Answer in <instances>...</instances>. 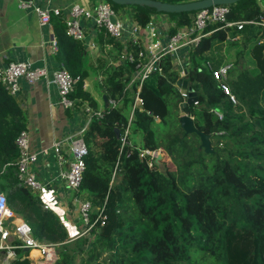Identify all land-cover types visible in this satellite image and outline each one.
<instances>
[{"label": "trees", "instance_id": "1", "mask_svg": "<svg viewBox=\"0 0 264 264\" xmlns=\"http://www.w3.org/2000/svg\"><path fill=\"white\" fill-rule=\"evenodd\" d=\"M106 1L115 11L116 5L119 10L132 8L141 32L155 14L164 13L173 22L168 27L172 35L194 13ZM230 7L234 20L264 16L259 0H237ZM64 18L50 16L57 54L61 66L80 76L70 96H86L83 39L66 33ZM101 29L100 35L115 50L124 47L134 59L109 53L111 60L96 59L105 100L101 115L92 114L83 132L88 154L76 191L92 206L91 246L78 244L69 249L78 240L87 245V235L72 239L59 216L42 206L35 191L21 182L15 137L25 128L26 118L15 96L0 81V190L6 193L8 204L30 224L33 237L58 243L57 258L50 264H76V249L78 253L86 250L78 264H208L212 260L264 264V40L260 41L264 26L246 23L237 29L215 22L204 27L205 34L191 48L187 72L199 105L191 103L183 110L175 84L180 74L173 67L172 52L161 54L139 85L138 79H131L137 63L145 61L139 52L148 41L137 37L123 45ZM233 35H241L246 49L232 62L226 78L236 101L200 63L210 61L217 67L222 59L218 51L226 41H234L228 38ZM247 64L253 67L248 69ZM136 93L142 101L133 110L130 127L141 133V143L130 139L129 131L121 145ZM110 98L121 99L122 105L111 106ZM215 108L222 112L221 118ZM182 113L191 115L195 126L209 134L212 151L203 150L197 133H185L179 123ZM141 149L161 151L162 169L154 161L149 165V153L140 157ZM14 251L8 264H35L29 250L15 247Z\"/></svg>", "mask_w": 264, "mask_h": 264}, {"label": "crops", "instance_id": "2", "mask_svg": "<svg viewBox=\"0 0 264 264\" xmlns=\"http://www.w3.org/2000/svg\"><path fill=\"white\" fill-rule=\"evenodd\" d=\"M98 1L100 0H32V6L23 8L19 6V0H0V67L10 61L22 59L29 60L34 65L46 66L49 71L60 67L61 61L57 54L58 48L53 23L51 20L45 24L40 23L39 14L34 6L58 7L59 14L65 17L74 2L92 8ZM259 1L264 8V0ZM132 14V8L122 7L119 10L117 17L124 23V32L117 39L123 45L128 40L137 37L149 42L146 38L147 30L140 31ZM82 21L85 28L82 40L83 58L87 68L82 87L87 91L86 96H75L74 99L78 101V104L65 108L59 102L57 85L45 78H40L32 83L21 79V88L15 95L26 118L25 129L29 133L31 149L39 151L42 148H49L46 153H39L36 162L32 164L37 178L43 183V187L34 193L39 196L42 206L47 204L48 209L59 216L72 238L85 234L82 233L84 226L81 225L83 223L79 214V202L74 200V191L67 186L63 176L68 167L67 162H62L56 152L50 148L54 141L67 138L62 142L61 151L67 159L70 158L68 152L70 138L83 135L91 120V110L101 109L104 105L105 92L100 82L101 68L96 59L105 56L107 60H111L109 54L114 56L120 54L121 58L125 52L124 47L120 52L115 50L114 45L100 35L103 29L96 26L92 20L83 19ZM153 24L157 29L155 38L161 45L166 44L171 36L168 33V27L173 22L168 20L166 14L161 13L154 15ZM196 42L185 44L172 52L175 56L173 67L179 71L180 76L185 73L184 68H187L188 72L189 54ZM245 50L244 43L241 42V35L231 43L226 41L218 51L222 55L220 63L228 58L226 55L229 52L231 57L238 53V58ZM215 51L216 49H214ZM246 58L249 57L246 56ZM120 105H122L121 99L118 106ZM10 207L13 209L15 217L16 214L19 216L18 220L24 219L19 212H16L12 206ZM32 250L34 249H29V257L35 264H42L39 253H32Z\"/></svg>", "mask_w": 264, "mask_h": 264}, {"label": "built area", "instance_id": "3", "mask_svg": "<svg viewBox=\"0 0 264 264\" xmlns=\"http://www.w3.org/2000/svg\"><path fill=\"white\" fill-rule=\"evenodd\" d=\"M18 4L23 8L30 7L32 6V0H19ZM34 9L39 14L40 23L42 24L50 21L52 13H60L58 7L50 8L47 6L41 7L35 5ZM229 10H231L230 4L226 3L214 4L209 7L194 10L191 21L173 33L168 42L164 45H161L159 40L155 38L157 36V29L153 21L150 22L146 29V38L149 42L145 46V49L139 52V56L145 57V61L137 63L136 70L131 80L138 79L140 85L145 76L155 67L161 54L174 52L185 44L198 41L200 36L205 34L202 30L207 24L219 22L220 26H236L237 29H241L246 23L264 26L263 15H260L258 19L234 20L227 16ZM112 16L116 18L114 21L111 20ZM83 19L92 20L96 26L104 28L114 38H120L123 35L124 23L117 17V13L112 4L106 0L98 1L92 8L84 6L79 2L72 3L68 14L64 18L66 33L75 39H84L85 28L82 23ZM238 37V35H233L228 38L236 39ZM262 40H264V36L260 41ZM121 58L133 60L134 56L125 51L124 54L121 55ZM203 66L206 67L215 78L221 80V88L229 95L231 100L236 101L234 93L231 92L226 82V77L228 76L232 64L223 62L217 67H213L210 61H206ZM40 78H45L57 85L59 102L65 108L75 105V99L72 98L70 94L74 90L75 84L80 79V76L71 74L66 67L60 66L49 71L46 66L34 65L29 60L24 59L13 60L8 62L5 66L0 67V81L9 93L14 96L21 88V79L32 83ZM179 91L182 96V101L185 100L188 96L187 91H181L180 89ZM141 101L142 98L136 93L128 121L124 126L121 145L125 143V137L130 130L133 110L137 103H141ZM109 103L111 106H118L120 99L110 98ZM193 103H198V101L194 100ZM213 111L219 118L222 117V112L220 110L215 108ZM91 114L99 116L101 115V110H91ZM65 139L54 141L50 149L56 152L57 157L62 162H67L68 167L64 171L63 176L67 186L74 191V200H78L79 202V214L84 223L82 233H85L91 229L95 223V219L92 220L90 216V210L92 208L90 201L83 195H78L76 191L85 167V157L88 154V148L83 135L70 138L68 149L70 158L67 159L61 151V145ZM15 143L18 150L16 164L21 182L33 191L40 190L43 187V183L37 178L35 171L32 169V164L36 162L39 153H46L49 148H42L39 151L32 150L29 133L25 128L19 130L15 137ZM158 152V149H141L139 156L143 157L144 154L149 153L151 156L149 160L150 165ZM44 207H48V205L44 204ZM98 216H100V213ZM25 246H28L29 249H36L39 251L42 264H50L57 258L56 247H58V243L39 240L33 237L30 224L25 219H16L13 209L8 205L6 193L0 190V248L6 251L5 261L15 257V247L24 248ZM0 264H2V261H0Z\"/></svg>", "mask_w": 264, "mask_h": 264}, {"label": "water", "instance_id": "4", "mask_svg": "<svg viewBox=\"0 0 264 264\" xmlns=\"http://www.w3.org/2000/svg\"><path fill=\"white\" fill-rule=\"evenodd\" d=\"M118 4H140V5H147L150 7H154L158 11H165V12H180V11H191L197 10L204 7H209L214 4L226 3L232 4L237 0H188L183 2H170L165 0H112ZM227 16L232 18L234 16V12L229 10ZM116 18L114 16L111 17V20L114 21ZM184 75L179 76L176 79V85L181 91H187V98L180 102L179 107L180 110L196 100V91L193 89V86L190 84V80L187 73V68H184ZM138 105L140 106L141 103L139 102ZM179 123L180 126L183 128L185 133H192L195 132L199 136L200 139V146L203 148L205 152L212 151L211 141L209 134L199 130L193 121V117L188 113H182L179 116ZM162 152L159 151L155 158L154 162L157 163L160 167H162L161 163ZM25 250H29L28 246L24 247Z\"/></svg>", "mask_w": 264, "mask_h": 264}, {"label": "rangeland", "instance_id": "5", "mask_svg": "<svg viewBox=\"0 0 264 264\" xmlns=\"http://www.w3.org/2000/svg\"><path fill=\"white\" fill-rule=\"evenodd\" d=\"M120 5H116V13H117V15H119V7ZM239 52V51H238ZM229 54H230V52H229ZM229 54H227L226 56H228V58H225L224 60H223V62H228V63H232V62H236V59H237V56H238V53L234 56V57H231V56H229ZM236 58V59H235ZM205 62V61H204ZM204 62L203 61H201L200 63H201V66H203V64H204ZM223 62H221V63H223ZM253 67V65L252 64H247V68L249 69V68H252ZM182 75H184V74H182ZM227 78V77H226ZM190 80V79H189ZM190 84L192 85V83H191V81H190ZM227 84H228V82H227ZM228 87H229V89L231 90V87L229 86V84H228ZM231 92H232V90H231ZM194 105H199V103H194ZM130 113V112H129ZM130 136H129V138L130 139H132L137 145H140V143H141V133L139 132V131H136V132H134L133 131V128H131L130 130ZM161 163H162V161H161ZM157 164V163H156ZM158 165V164H157ZM158 167L160 168V169H162V167H160L159 165H158ZM18 215L16 214V219H18ZM81 222L83 223V221L81 220ZM81 225H83L84 226V223L83 224H81ZM85 234L87 235V245H84L80 240H78V242H76V244L75 243H71V244H69V249H71V248H73V246H77L78 244H80V245H82L84 248H89L90 246H91V241H92V239H93V235H92V233H91V231L90 230H88L87 232H85ZM83 237L85 236V235H82ZM73 239V238H72ZM1 249V248H0ZM58 251V247H56V252ZM73 254H74V261H75V263L76 264H78L79 262H80V260H81V257H83V256H85L86 255V250H84V251H82L81 253H78V249H76V251L75 252H73ZM5 256H6V251H4V249H1V255H0V261H2V264H8L9 263V261H10V259L8 260V261H5ZM104 257H106V253H104L103 255H102V258H104ZM208 264H219V262H217L216 260H212V261H210Z\"/></svg>", "mask_w": 264, "mask_h": 264}, {"label": "bare ground", "instance_id": "6", "mask_svg": "<svg viewBox=\"0 0 264 264\" xmlns=\"http://www.w3.org/2000/svg\"><path fill=\"white\" fill-rule=\"evenodd\" d=\"M36 250V249H35ZM38 251V250H37ZM38 253H39V251H38Z\"/></svg>", "mask_w": 264, "mask_h": 264}]
</instances>
